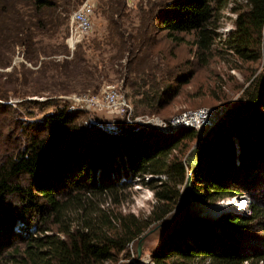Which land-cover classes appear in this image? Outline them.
Wrapping results in <instances>:
<instances>
[{
  "label": "trees",
  "instance_id": "16d2710c",
  "mask_svg": "<svg viewBox=\"0 0 264 264\" xmlns=\"http://www.w3.org/2000/svg\"><path fill=\"white\" fill-rule=\"evenodd\" d=\"M82 1L0 0L7 5L17 2L12 13L21 26L13 39L0 43L5 52L0 68L11 65L15 47L25 48L23 56L28 62L37 61L38 53L44 55L40 50H35L37 54L27 50L30 30L26 23L32 14L39 17L49 11L55 16L49 24L56 33L68 23L70 7ZM233 3V29L221 40L217 30L230 0H139L133 18L126 11L135 4L97 0L96 13L106 27L99 44L93 42V50L115 52L108 58L107 71L105 65L100 69L91 65L78 49L70 60L44 63L36 73L52 70L63 75L77 69L88 87L98 90L107 72L113 71L131 91L132 95L125 97L132 101L136 113L158 112L166 103L161 85L169 77L163 68L168 67L173 54L166 51L161 57L157 53L162 64L154 62L157 33L163 34V40L179 44L185 42L180 36H190L193 56L202 65L220 44L241 63L263 60L264 65V0H240V7L237 0ZM21 15L26 18L24 26ZM130 19L127 32L124 23ZM36 28L44 33L41 18H37ZM32 73L24 66L18 72L13 66L4 80L0 74V264L116 261L151 225L164 222L176 210L188 173L190 198L196 205L247 195L248 211H232L216 219L186 215L163 237L150 262L264 261V249L249 237L257 230L264 236V67L204 135L194 129L163 134L127 126L123 121L109 128L69 102L54 106L41 120H19L16 108L6 102L10 93L15 97L32 93L11 86L27 88ZM42 105L44 102L23 101L17 106ZM194 145L198 147V164L188 171L185 156ZM132 182L153 193L154 206L144 218L119 210L128 200L124 193ZM17 223L20 227L15 230Z\"/></svg>",
  "mask_w": 264,
  "mask_h": 264
},
{
  "label": "rangeland",
  "instance_id": "374dc122",
  "mask_svg": "<svg viewBox=\"0 0 264 264\" xmlns=\"http://www.w3.org/2000/svg\"><path fill=\"white\" fill-rule=\"evenodd\" d=\"M89 1L94 4L92 30L89 34L83 37L74 50H69L66 45L68 23L65 22V24L54 33L55 29L51 30L52 24L49 23L50 21H54L55 16H51L49 11L41 13L39 17H35V15L32 14L28 23H26V26L30 30V41L27 50L30 54L31 52L37 54L38 51L35 52V50H40L44 55H39L38 53L36 55L37 61L28 62L23 56L25 48L15 47L13 55L10 56L11 65L7 68H0V74L4 75L3 80L6 78L7 74L12 72L13 66L16 67L18 72L21 70L22 66H24L25 70L34 72L28 77L27 88L32 86L31 90L23 88V86H19V84H11V86H15L20 91L32 92L28 95H17L16 97L12 93L8 95V101L6 103L11 104L16 108L19 120H41L44 115L51 113L54 110V106L68 104V101L66 100L67 96L72 94L98 93L103 84L116 85L124 97L126 94L132 95L129 89L124 88L123 77L115 74L113 71L107 72V77L102 84H100L98 90L88 87L87 79L80 75L77 69H71L68 73L63 75H59L58 73L57 75L56 72H53L52 70L46 71L43 74L36 73L44 63L55 62L61 64L65 60H70L72 54L78 49L86 54V58L90 59L91 65H95L99 69L102 68V65H105L107 71L108 58L115 52L108 53L103 51L105 49L100 52H95L93 50V42L99 44L102 36L105 34L106 23L103 18L96 13L97 0ZM235 1L236 0H230V4L223 12V18L219 23L217 32L221 40H225L233 29L232 21L235 18V14L232 13L231 9L235 7V4L233 3ZM237 1L239 2L238 4L240 7V0ZM16 3L17 2L8 5L0 3V43L13 39L18 33V28L20 26L18 25L19 17L12 13L13 7L15 8L16 6H19ZM81 3H78L77 5L79 6ZM138 3L139 0H135L134 4L136 7L130 11H126L131 12V18H133L136 13ZM77 5L71 6L69 13L73 12L78 7ZM5 7H7V9L2 12V8L4 9ZM69 13L65 15L66 18H68ZM23 16L24 17L21 15L22 26H24V23L26 22L25 15ZM37 18H41L42 20L44 33L37 31ZM130 21L131 19L124 23L127 32L130 31ZM162 36V33H157L155 35V39L158 43L154 48L155 59L153 60L158 64H162L160 58L167 55L165 54L166 51H170L173 54V57L168 59V67L163 68L164 74H168L169 76L163 85H161L162 96L166 103L162 105L158 112L141 113L137 111L136 113L132 101L129 100L131 102H128L126 99L129 104L131 103L130 105L132 106L134 116L158 117L166 122L186 110L197 109L200 107L217 109L220 106H224V108H227L228 110V108L231 107V105L241 96L242 90L248 85L250 78L259 76L263 71V60L258 64L241 63L236 58L231 57L227 53L225 45L221 44L216 46L215 50H212L211 55L207 59V64H199L193 56L195 47L192 44L190 36H180L185 40L184 43L180 44L163 40ZM67 52L69 56H67ZM157 53L161 57H157ZM4 54L5 52L3 51L2 46H0V60L2 62ZM7 56L9 55L7 54ZM120 63L123 62L121 61ZM116 68V66H113L112 70L115 71ZM23 101L44 102V105L39 107L17 106L18 103ZM87 112L95 122L103 124L109 128L115 126L120 121H123L120 117H115L104 111L97 113L90 111ZM208 130H205L204 132H207ZM201 135H204V133ZM196 149H198V147L194 145L185 156V163L188 166V171L193 170V167L195 168V166L192 165V162L197 160ZM188 176H190L189 173ZM184 187L182 188V192ZM124 195L128 196V200L119 207V210L123 214H133L134 216L141 218L149 215L155 203L153 193L150 189L132 182L131 188L128 189ZM244 196L248 198L247 195ZM104 207L107 206L104 205ZM232 209H234V203L231 201L213 207L204 208L199 204L196 205L195 201L190 198L187 207H178L177 205L176 210L165 220L167 221L173 216L168 224L162 225L165 222L164 221L151 225L137 241L128 246L127 251L122 257L119 256L116 261L107 262L106 264H152L150 262V255L160 246L163 237L177 228L186 215L196 217L201 215L202 217L216 219L220 217L218 216L219 214L228 210L231 212ZM16 226L15 230H18L17 228L20 227V224L17 223ZM254 230H256V228H254ZM252 234L253 237H249L255 240L256 246L264 249V236L262 232L257 230ZM143 237L144 239L140 246L141 256L137 261L136 252L138 242ZM259 264H264V261Z\"/></svg>",
  "mask_w": 264,
  "mask_h": 264
},
{
  "label": "built area",
  "instance_id": "2783aa9c",
  "mask_svg": "<svg viewBox=\"0 0 264 264\" xmlns=\"http://www.w3.org/2000/svg\"><path fill=\"white\" fill-rule=\"evenodd\" d=\"M127 2L129 6H132L135 0H127ZM93 16L94 4L89 0L82 2L71 13L68 20V35L66 38V45L69 50H74L83 37L91 32ZM66 100L76 108L95 113L104 111L115 117H120L123 119L124 124L128 126L155 129L163 134H174L181 129H194L202 134L205 130L212 128L227 111L224 106H220L217 109L203 107L197 110H186L166 122L158 117L134 116L132 106L114 84H103L98 93L72 94L67 96ZM228 200L235 204V209L232 211L245 213L248 211L250 201L245 196L225 198L215 204L201 206L213 207ZM242 203L246 208L243 209ZM228 212L230 210L218 216Z\"/></svg>",
  "mask_w": 264,
  "mask_h": 264
},
{
  "label": "water",
  "instance_id": "95a60500",
  "mask_svg": "<svg viewBox=\"0 0 264 264\" xmlns=\"http://www.w3.org/2000/svg\"><path fill=\"white\" fill-rule=\"evenodd\" d=\"M196 153L198 152V149L195 150ZM198 164V160H195L192 162V165L193 166H197ZM194 169V167H193ZM190 183H191V178L190 176L187 177V182H186V185L184 187V190L182 192V195H181V198H180V202L178 204V207H181V206H186L188 205L189 201H190ZM178 211V210H177ZM173 217V216H172ZM172 217L170 219H168L167 221H165L162 225L164 224H168L171 220H172ZM144 237L140 239V241L138 242V248H137V261L139 260L140 256H141V242L143 241Z\"/></svg>",
  "mask_w": 264,
  "mask_h": 264
},
{
  "label": "bare ground",
  "instance_id": "6f19581e",
  "mask_svg": "<svg viewBox=\"0 0 264 264\" xmlns=\"http://www.w3.org/2000/svg\"><path fill=\"white\" fill-rule=\"evenodd\" d=\"M225 202H230V200H228V201H225ZM232 202V201H231ZM224 203V202H223ZM222 203V204H223ZM240 203H241V201H240ZM238 204H239V202H238ZM238 204H237V207H238ZM243 204V203H242ZM220 205V204H219ZM201 206V205H200ZM201 207H204V206H201ZM204 208H209V207H204ZM244 208H246V206H244V204H243V209ZM234 209H235V204H234ZM234 209H232V210H234ZM212 217H217V216H212Z\"/></svg>",
  "mask_w": 264,
  "mask_h": 264
}]
</instances>
